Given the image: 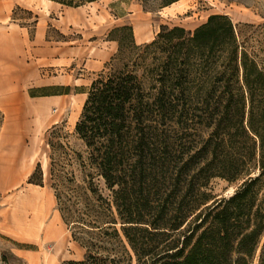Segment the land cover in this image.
<instances>
[{"label":"rangeland","instance_id":"obj_1","mask_svg":"<svg viewBox=\"0 0 264 264\" xmlns=\"http://www.w3.org/2000/svg\"><path fill=\"white\" fill-rule=\"evenodd\" d=\"M52 1L65 6L72 20L88 12L94 17L89 20L94 26L102 20L96 15L111 13L117 17L102 27H93V34L81 33L82 24L72 25L65 35L71 46H87V54L99 45L98 36L119 38L121 42L102 69L87 71L80 58L72 62L65 78L60 71L48 70L42 81L27 89L32 107H39L45 96L63 92L68 93L65 104L47 106L44 114L35 110L25 116L8 115L0 108V264H73L82 260L85 248L73 238L74 229L64 222L60 207L85 210L110 203L112 216L131 213L146 222L169 224L187 208L197 212L229 197L245 177L228 179L223 151L212 135L215 129L225 128V98L207 87L219 76L216 72L220 69L199 60L194 49L185 55L186 48L179 37L183 34L174 28L190 32L184 34L188 37L209 15L225 14L236 24L238 39L245 42L247 53L256 54L264 64V0H178L176 11L168 16L160 14L162 7L177 0ZM10 15L26 26L31 36L33 10L16 6ZM121 26H135L144 32L143 36L151 38L137 42L133 30L131 35ZM161 29L163 36L157 38ZM83 34V39L78 40ZM49 36L61 38L54 29ZM114 73L131 76L132 95L123 111L121 144L126 152L119 164L121 172L108 187L90 166L87 147L74 127L91 82L100 75ZM73 113L75 121H71ZM45 117H56L57 122L46 126L40 121ZM104 120L110 121L108 117L102 119L101 130ZM14 136L22 139L20 144H16ZM51 159L53 178L48 174ZM37 163L42 172L41 185L28 182ZM37 176L35 172L33 177ZM58 180H62V187L56 190L53 184ZM262 188L258 198L262 197L264 184ZM56 192L61 195L60 202ZM97 195L102 197L101 202ZM120 225L115 227L121 233ZM263 242L264 234L253 264H258ZM126 249L131 264H136L127 244Z\"/></svg>","mask_w":264,"mask_h":264},{"label":"trees","instance_id":"obj_2","mask_svg":"<svg viewBox=\"0 0 264 264\" xmlns=\"http://www.w3.org/2000/svg\"><path fill=\"white\" fill-rule=\"evenodd\" d=\"M120 28L132 35L131 26ZM174 29L183 34L179 37L186 48L185 55L190 48L194 49L199 60L220 69L216 72L219 76L207 87L225 98L222 110L225 128L215 129L212 135L223 151L228 179L245 177L229 197L205 205L197 212L187 208L169 224L146 222L131 213L112 216L110 203L85 210L60 207L64 222L74 229L73 238L85 248L83 259L73 264H131L130 255L126 256V244L133 251L136 264H253L264 234V190L258 198L264 184V64L256 54L247 53L245 42L238 39L236 24L225 14L209 15L188 37L184 34L190 32L180 27ZM162 36L161 29L157 38ZM116 40L119 48L121 41ZM130 79V75L114 73L93 80L75 122V132L87 147L90 166L108 187L116 182L126 152L121 144V131L125 104L132 95ZM106 117L110 121L104 120L101 130L100 121ZM48 174L55 177L52 159ZM28 182L42 184L39 163ZM53 185L57 190L62 187V180ZM88 189L95 194L94 188ZM56 196L60 202V193L56 192ZM96 199L102 201L100 195ZM117 223H121V233L115 227ZM111 244L115 247L111 248ZM113 249L123 254L112 253ZM258 264H264V242Z\"/></svg>","mask_w":264,"mask_h":264},{"label":"crops","instance_id":"obj_3","mask_svg":"<svg viewBox=\"0 0 264 264\" xmlns=\"http://www.w3.org/2000/svg\"><path fill=\"white\" fill-rule=\"evenodd\" d=\"M177 2L178 0L163 6L160 14L168 16L174 13ZM16 6L33 10L31 36L26 26L20 24L17 18H11L12 9ZM64 9L65 6L52 0H0V23H2L0 24V108L4 113L25 116L38 110L39 114H44L47 106L65 104L68 93L63 92L45 96L41 99L39 107H32L33 100L27 89L42 81L48 70L60 71L62 78H65V72L70 71L72 62L75 63L80 58L85 61V70H100L116 51L118 47L116 40L105 38V35L98 36L99 45L92 47L93 50H90L91 53H87L88 56L85 58L89 47L71 46L70 38L65 37L72 25L81 24L84 27L80 28L81 33L83 30V32L92 31L90 34H93L94 30L91 29H97L117 20L115 15L111 13L96 15L95 18L101 17L102 20L94 26L89 23L94 17L88 12L79 16L77 20H72L70 12ZM53 29L60 34V39L49 36V31ZM132 30L134 40L137 42H146L151 38L143 36L144 32L139 29L137 31L135 26H132ZM83 37L84 34L78 40H82ZM56 119V117H45L40 121L49 126L56 123ZM2 137L5 139L4 136ZM13 139L16 144H20L22 140L19 136H14ZM8 141H11V138Z\"/></svg>","mask_w":264,"mask_h":264},{"label":"bare ground","instance_id":"obj_4","mask_svg":"<svg viewBox=\"0 0 264 264\" xmlns=\"http://www.w3.org/2000/svg\"><path fill=\"white\" fill-rule=\"evenodd\" d=\"M74 117H75V113L72 114L71 121L74 119Z\"/></svg>","mask_w":264,"mask_h":264}]
</instances>
